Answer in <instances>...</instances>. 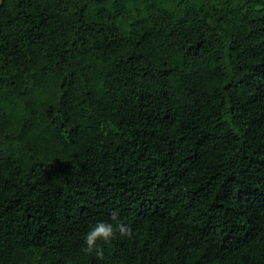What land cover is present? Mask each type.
Here are the masks:
<instances>
[{"label": "trees", "instance_id": "16d2710c", "mask_svg": "<svg viewBox=\"0 0 264 264\" xmlns=\"http://www.w3.org/2000/svg\"><path fill=\"white\" fill-rule=\"evenodd\" d=\"M0 264H264V0H1Z\"/></svg>", "mask_w": 264, "mask_h": 264}, {"label": "clouds", "instance_id": "9594fccd", "mask_svg": "<svg viewBox=\"0 0 264 264\" xmlns=\"http://www.w3.org/2000/svg\"><path fill=\"white\" fill-rule=\"evenodd\" d=\"M117 234L121 236H131L132 229L120 215L119 210L111 212L108 221L97 222L90 226L85 234L83 251L89 255L103 257V245L111 242Z\"/></svg>", "mask_w": 264, "mask_h": 264}, {"label": "rangeland", "instance_id": "374dc122", "mask_svg": "<svg viewBox=\"0 0 264 264\" xmlns=\"http://www.w3.org/2000/svg\"><path fill=\"white\" fill-rule=\"evenodd\" d=\"M0 2H1V0H0Z\"/></svg>", "mask_w": 264, "mask_h": 264}]
</instances>
